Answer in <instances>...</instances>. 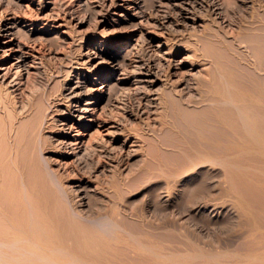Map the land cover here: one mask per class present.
<instances>
[{"label":"rangeland","instance_id":"rangeland-1","mask_svg":"<svg viewBox=\"0 0 264 264\" xmlns=\"http://www.w3.org/2000/svg\"><path fill=\"white\" fill-rule=\"evenodd\" d=\"M132 1H137L139 8L134 4L133 8L120 6L122 0H0V26L9 22L15 27L10 31L15 38L12 54L5 55L1 46L5 39L0 41V67H10L6 80L0 79V170L12 167L0 171H9L3 176L0 173V196L8 192L9 183L17 177L19 180L20 171L24 177L33 176V165L39 161L38 165L49 166L46 168L52 170L53 177L58 175L55 185L59 186L55 188L59 191L60 187L61 195H66L69 211L110 224L104 248L120 237L110 245L119 256L111 249L104 252V248L100 258L91 257L96 254L90 249L91 256L81 248L83 254L77 249L73 255L50 242L53 251H45L49 256H24L23 264L29 263L28 258L34 259V263L30 261L33 264H260V256H249L256 251L257 238L251 230L257 220L249 217L243 201L257 198L250 175L257 173V162L253 160L262 154L260 144L232 147L237 154L233 153L236 157L231 161L198 166L195 173H189L192 159L181 151L187 135L177 122L181 117L185 124L200 120L207 108L202 103H208L215 90L230 89L228 84L244 79L243 112L247 110L244 113L254 117L264 110V0H221L226 20L223 23L209 10L205 3L208 0ZM185 12L192 19L184 18ZM156 34L168 39L167 46L158 40L149 41ZM136 43L148 62L158 64L154 85L143 82L150 79L141 75L144 71L135 60H124L126 49ZM165 50L171 55H164ZM24 51L30 56L21 65L15 57ZM99 60L102 62L97 64ZM116 63L119 67L112 72ZM99 74L104 80L98 79ZM78 79L88 92L78 106L94 107L98 122L109 119L121 134L112 139L96 123L86 132L90 136L83 139V153L74 156V145L69 144L76 141L74 134L81 127L75 126L77 131L71 133V138L66 137L64 117L69 104L68 81ZM103 84H110L109 89L98 94L96 89ZM190 101L196 105H189ZM87 102L93 104L85 106ZM224 106L233 109L235 104L229 100ZM126 137L130 139L128 147L123 144ZM41 156L47 164L42 165ZM2 183L9 187L5 184V189ZM246 187L253 188L256 197ZM134 242L139 244L137 248ZM36 257L39 261L35 263Z\"/></svg>","mask_w":264,"mask_h":264},{"label":"bare ground","instance_id":"bare-ground-1","mask_svg":"<svg viewBox=\"0 0 264 264\" xmlns=\"http://www.w3.org/2000/svg\"><path fill=\"white\" fill-rule=\"evenodd\" d=\"M23 1V0H22ZM124 2L123 5L120 6H125L127 8H133L131 5L134 4V6L139 8V3L137 1H132V0H122ZM206 5L209 7V10L212 11L217 17L218 19L223 23L225 22V17L223 15V4L221 2V0H208L207 2H205ZM190 13L189 12H185L183 17L184 18H190L192 19L190 16H188ZM194 20V19H193ZM11 23H4L3 25L0 26V41L1 39H5V41H2L1 45L2 47H4V53L6 56H8L9 53H13L14 50V45H15V38L12 37V33L10 32L13 28L12 25H10ZM17 24V23H16ZM247 24V22H246ZM251 24V23H250ZM254 24V23H252ZM262 25V24H261ZM248 26V25H247ZM252 26V25H251ZM257 28V27H255ZM254 28V29H255ZM253 29V30H254ZM258 29V28H257ZM256 29V31H257ZM264 30V29H263ZM263 33V32H262ZM14 35V34H13ZM258 36V35H257ZM262 38V37H260ZM133 40V39H132ZM159 41V43H162L163 46H167V40L159 35L156 34V36H151L149 38L150 42L153 41ZM264 40V39H263ZM262 40V41H263ZM222 41V40H221ZM264 42V41H263ZM220 43V42H219ZM244 43V42H243ZM248 43V42H247ZM226 44V42H225ZM246 44V43H245ZM264 44V43H263ZM119 46H121L119 44ZM219 46V45H217ZM245 46V45H244ZM243 46V47H244ZM247 46V45H246ZM162 47V46H161ZM160 46H158L157 48H161ZM223 47V46H222ZM233 47V46H232ZM241 47V46H240ZM248 47V46H247ZM17 49V48H16ZM168 49V48H167ZM220 49V48H219ZM248 49V48H245ZM244 48L242 50H245ZM222 50V49H221ZM226 52V51H225ZM250 52V51H249ZM140 47L139 45L133 44L131 48L126 49V52L124 54V60L125 61H131V60H135L134 62L137 63L139 65V67H141L143 69L144 72H142V76L146 77L150 80H145L143 82L146 83H150V85H154L158 80H153V76L157 77V69H158V64H154L152 62H148L142 55L140 54ZM10 54V56H11ZM164 55H171V51H164L163 52ZM243 54V53H242ZM88 55V54H87ZM29 52L28 51H24L21 52L19 56L15 57L16 62L21 63V65L24 64V61L29 58ZM242 56V55H241ZM246 56V55H245ZM249 56V55H248ZM228 57V56H227ZM248 58V57H247ZM151 59V58H150ZM165 59V58H164ZM169 59V58H168ZM250 59V58H249ZM166 60V59H165ZM193 60V59H192ZM211 60V59H210ZM219 60V59H218ZM238 60V59H237ZM245 60V58H244ZM152 61V60H151ZM222 61V60H221ZM248 61V60H247ZM246 61V63H247ZM252 61V60H251ZM250 61V62H251ZM102 61L99 60L97 62L101 63ZM181 62V61H180ZM197 62V61H196ZM239 62V61H238ZM255 62V61H254ZM243 63V62H242ZM236 64V63H235ZM240 64V63H239ZM251 64V63H250ZM169 65V64H168ZM177 65V64H176ZM209 65V64H208ZM245 65V64H244ZM249 65V64H248ZM253 65V64H251ZM26 66V65H24ZM31 66V65H30ZM174 66V65H173ZM217 66V65H216ZM223 66V65H222ZM23 67V66H22ZM118 64L116 63L114 65V68L112 69V72H114L115 70H117L118 68ZM236 67V66H235ZM116 68V69H115ZM234 68V67H233ZM238 68V67H237ZM240 68V67H239ZM251 68V67H250ZM9 69L10 67H4L1 66L0 70L3 71V73L0 75V79H2V81L6 80V77L9 73ZM156 69V71H155ZM226 69V68H225ZM254 69V68H253ZM211 70V69H210ZM247 70V69H246ZM255 70V69H254ZM239 71V70H238ZM263 71V70H262ZM159 72L161 73L160 69ZM231 72V71H230ZM10 74V73H9ZM219 74V72H218ZM244 74V73H243ZM249 75V74H248ZM227 76V75H226ZM242 76V75H241ZM253 76V75H252ZM224 78V77H222ZM240 78V77H239ZM98 79L100 80H104L103 76H101L99 74ZM229 79V78H228ZM244 79V78H243ZM241 80V79H240ZM246 80V79H244ZM243 80V81H244ZM249 80V79H248ZM227 81V80H226ZM236 81V80H234ZM240 81V82H234V84H228L230 85L229 88L231 89H221V90H215L213 95L211 94V98L208 99V103H202V104H207V108H206V113H204L205 115H202L203 117L200 120H197L196 118V122H190L188 124H185L181 118H179L180 121L177 122V124H181L180 126L183 128V132L187 135L186 137V142L181 144L184 145L180 148H182V154H185L186 156H189L190 159H192V161H190V164H192V167H189L188 171H191L189 173H192V171L196 170V167L198 168H205L204 166L208 165V167H210L209 165L215 162L219 163H226L228 161H231L232 158H235L236 156L234 154H237L236 152H232V147H240L243 148V143H245V145H250V144H256L259 143L261 149L262 154H260L259 156H257L255 158V162H257V166L255 167L257 170L256 174H251L250 175V179L254 178L253 184L250 183L251 187L253 186L256 189V194H257V198L252 201V202H246L244 204V207H246V211L247 213L250 215L249 217H254L256 218L257 221L254 222L253 225V229L251 230V235L252 236H256L257 238V244H256V248L254 250H256L255 252H253L252 254L250 253L249 256H260V264H264V110L263 111H257V113L255 114L254 117H251L250 115L243 112V84L244 82ZM68 88L67 90V94H66V98L69 100V104L66 105V110H67V115L64 117V121H66V125L67 127V135H65L68 138H71V133L75 130V126L77 127H81V129H79V131H77V133L74 134V136H76V141L72 144L69 145H74L72 148V152L75 156L76 153L81 152L82 150L85 149V143L86 141L83 140L85 136H90V133H86L87 131L89 132L90 130L88 128H90L91 126H94L96 123L98 124V127L100 128L101 132H104L105 135H108L109 137L116 138L117 135H120L121 133L117 132V130H119V128H117V125L112 124L110 122V120H106L103 119L100 122L99 121V117L96 114L95 108H91V106L89 107L88 105H92V102H87L84 103L85 106L88 107H79L78 103L80 102V98L83 96H87L88 92H85L83 89L84 87V82H82L81 80H77L75 82L72 81H68ZM204 82V81H203ZM216 82V81H215ZM228 82V81H227ZM231 82V81H230ZM229 82V83H230ZM247 82V81H246ZM250 83V82H249ZM248 83V84H249ZM187 84V83H186ZM204 84V83H203ZM209 84V83H208ZM218 84V83H217ZM225 84V81H224ZM188 85V84H187ZM186 85V86H187ZM214 85V84H213ZM226 85V86H228ZM250 85H252L250 83ZM249 85V86H250ZM110 84H103L101 85V87L97 88L96 91L98 94H105V92L103 91V89L107 88L109 89ZM225 86V87H226ZM253 86V85H252ZM189 87V86H188ZM197 87V86H196ZM202 87V86H201ZM211 87V86H210ZM185 88V87H184ZM192 88V87H191ZM216 89V87H214ZM218 88V87H217ZM251 88V87H250ZM211 89V88H210ZM249 89V88H248ZM184 90V89H183ZM214 90V89H213ZM247 90V89H246ZM251 90V89H249ZM248 90V91H249ZM217 91V92H216ZM198 92V91H197ZM212 91H210L211 93ZM247 92V91H246ZM254 93V92H253ZM261 94V93H260ZM206 94H204L205 96ZM256 95V94H255ZM208 96V95H207ZM246 96H249V94H246ZM245 96V97H246ZM251 96V95H250ZM101 97V96H100ZM158 97V96H157ZM210 97V96H209ZM262 98V97H261ZM259 98V99H261ZM161 99V98H160ZM247 99V98H246ZM254 99V98H253ZM183 100V99H182ZM191 100V99H190ZM233 101V103L235 104V107H233V109H230L227 106H224L228 101ZM250 100V97L249 99ZM264 100V99H263ZM262 100V101H263ZM164 101V100H162ZM196 101V100H195ZM199 101V100H197ZM196 101V102H197ZM253 101V100H252ZM160 102V101H159ZM181 102V101H180ZM196 102L190 101L189 105L193 106V104L196 105ZM206 102V101H205ZM256 102V101H253ZM158 103V101H157ZM193 103V104H191ZM198 103H201L200 101ZM197 103V104H198ZM251 103V102H250ZM160 104H162V106L165 107V103L161 102ZM169 104V103H168ZM167 104V105H168ZM232 104V103H231ZM248 104V103H247ZM255 104V103H254ZM157 105V104H156ZM172 105V104H171ZM176 105V104H175ZM228 105V104H227ZM249 105V104H248ZM158 106V105H157ZM170 106V105H169ZM167 106V107H169ZM174 106V105H173ZM209 106V107H208ZM234 106V105H233ZM253 106V105H252ZM260 106V105H259ZM161 107V106H158ZM166 107V110H167ZM246 107V106H245ZM251 107V106H249ZM258 107V106H257ZM163 108V107H162ZM161 108V109H162ZM254 108V107H253ZM159 109V108H158ZM169 109V108H168ZM202 109V108H200ZM249 109V108H248ZM172 110V109H171ZM197 110V109H196ZM254 111L256 109H253ZM261 110V109H260ZM162 113L164 112L163 110H161ZM189 111V110H188ZM191 111V110H190ZM202 111V110H201ZM200 111V112H201ZM143 112V111H142ZM167 112L169 113L170 110ZM172 112V111H171ZM187 112V110L185 111ZM166 113V112H165ZM174 113V112H173ZM191 113V112H190ZM189 113V114H190ZM251 113V112H250ZM183 115V113H181ZM193 114V113H192ZM254 114V113H253ZM252 114V116H253ZM175 115V113H174ZM178 115V114H177ZM196 116V115H195ZM110 117V116H109ZM184 119V118H183ZM186 119V118H185ZM199 119V117H198ZM112 121V120H111ZM162 121V120H161ZM165 121V120H164ZM187 121V119H186ZM193 121V120H192ZM188 122V121H187ZM44 123V122H43ZM116 123V122H115ZM169 123V122H168ZM174 123V122H173ZM166 124V123H164ZM171 124V123H170ZM175 124V123H174ZM65 125V124H64ZM66 128V127H65ZM83 128V130H82ZM172 128V126H171ZM180 128V127H178ZM173 129V128H172ZM177 129V128H176ZM41 130V129H40ZM63 130V129H62ZM179 130V129H178ZM182 130V129H181ZM174 131V130H173ZM172 131V132H173ZM66 132V131H65ZM179 132V131H178ZM126 133V132H125ZM176 134V132H174ZM124 134V133H123ZM122 134V135H123ZM181 134V133H180ZM183 134V133H182ZM73 135V134H72ZM126 135V134H125ZM124 135V136H125ZM180 136V135H179ZM181 138V137H180ZM33 139V138H32ZM31 139V140H32ZM63 139V138H62ZM183 140V139H182ZM34 142V141H33ZM62 142V141H61ZM130 143V139L128 137L125 138L123 144H126V146L128 147ZM179 143V142H178ZM177 143V144H178ZM30 144V143H29ZM35 143H33L32 146H34ZM134 143H132L133 145ZM9 145V144H8ZM130 145V146H132ZM179 145V146H181ZM129 146V147H130ZM252 146V145H251ZM250 146V147H251ZM8 147V146H5ZM4 147V149H5ZM97 147V146H96ZM178 147V146H177ZM9 148V147H8ZM17 148V147H16ZM15 148V149H16ZM28 148V147H27ZM35 148V147H34ZM33 148V149H34ZM38 148V147H37ZM100 147H98L99 149ZM258 148V147H257ZM18 149V148H17ZM29 149V148H28ZM27 149V150H28ZM31 149V148H30ZM39 149V148H38ZM37 149V151H39ZM90 149V148H89ZM93 149V148H91ZM97 149V148H95ZM97 149V150H98ZM14 150V149H13ZM35 150V149H34ZM179 150V149H178ZM179 150V151H180ZM9 149H7L8 152ZM18 151V150H17ZM45 151V150H44ZM250 151V150H249ZM31 152V150H30ZM41 152V151H40ZM46 152V151H45ZM85 152V151H84ZM89 152H91L89 150ZM178 152V151H177ZM238 152V151H237ZM15 153V152H14ZM17 153V152H16ZM15 153V155H16ZM20 153V151H19ZM28 153V151H27ZM33 153V152H32ZM42 153V152H41ZM83 153V151H82ZM87 153V152H86ZM234 153V154H233ZM243 153V152H242ZM255 153V152H254ZM7 154V153H6ZM5 154V156H6ZM26 154V153H25ZM35 154V152L33 153ZM37 154V152H36ZM90 154V153H89ZM22 156V154H20ZM179 155V154H178ZM254 155V154H253ZM20 156V157H21ZM31 156V154L29 155V157ZM184 156V157H186ZM256 156V155H254ZM7 157V156H6ZM11 157V156H10ZM9 157V158H10ZM36 157V155H35ZM34 157V158H35ZM183 158V156H180ZM13 158V157H12ZM23 158V157H22ZM39 158H42L39 157ZM245 158V157H244ZM27 159V157H26ZM25 159V160H26ZM38 160V157L35 158ZM43 159V158H42ZM41 159V160H42ZM46 159V158H45ZM78 159V158H77ZM85 159V158H84ZM10 160V159H9ZM14 160V159H13ZM12 160V161H13ZM20 160V159H19ZM33 160V158H32ZM44 160V159H43ZM81 160V159H80ZM83 160V159H82ZM239 160V159H238ZM242 160V159H241ZM4 161V160H3ZM6 161V160H5ZM22 161V160H20ZM85 161V160H84ZM246 161V160H245ZM251 161V160H250ZM23 162V161H22ZM26 162V161H25ZM29 162V161H28ZM33 162V161H32ZM37 164H34V168H35V172L33 173L34 175L29 177L30 174H26L27 176L24 177L22 174V171H20V174L22 175L21 177H19V180L14 179V181L9 185L10 188H8L9 186H7L8 184H3L2 187L5 186V189L8 190V192L4 193L3 196H0V264H23V261H25L24 256L26 257H30L31 256H49L48 253H46L45 251H53V249H49L50 246L49 243L50 242H56L57 245H55L56 247L58 246L59 249L63 250V251H71L74 253H78V250L81 248V250H85L86 252L88 250L89 253V249L92 251H90L91 253L95 252L96 255H92L90 254L91 257L94 256H98L100 258L101 255H99L100 252H108V249H111L110 244L108 242V249L104 248L105 247V243L109 240L105 239L106 237H108L107 235L111 233L110 227L109 225L100 220V219H86L84 216H81L80 214L69 211V209L67 208L66 204H65V196H62L61 194V188L59 187V191L57 190V188H55L57 185L59 186V184L57 183L55 180V177H53V172L51 173V169L46 168L49 167L47 165H43L47 164L46 160L44 161H40L43 165L40 166L38 164L39 161H37ZM51 162V161H50ZM187 162V161H186ZM234 162V160H233ZM241 162V161H240ZM2 163V162H1ZM10 163V162H9ZM27 163V162H26ZM80 163V162H79ZM232 163V162H231ZM3 164V163H2ZM5 164V163H4ZM16 164V163H15ZM30 164V163H29ZM217 164V163H216ZM228 164V163H227ZM32 165V164H31ZM30 165V166H31ZM37 165V166H36ZM237 165V164H236ZM251 165V164H250ZM1 166V165H0ZM4 166V165H3ZM8 166V165H7ZM6 168L8 169L9 167ZM14 166V165H13ZM28 166V165H27ZM45 166V167H44ZM191 166V165H190ZM212 166V165H211ZM230 166V165H229ZM5 167V166H4ZM15 167V166H14ZM17 167V166H16ZM51 167V166H50ZM186 167L188 168L187 164ZM207 167V166H206ZM247 167V166H246ZM245 167V168H246ZM249 167V166H248ZM3 168V167H2ZM6 168L4 170H0V171H5ZM12 169V167H10ZM21 168V167H20ZM24 168V167H23ZM29 168V166H28ZM33 168V167H31ZM235 168V167H234ZM244 168V167H243ZM10 169V170H11ZM16 169V168H15ZM14 169V170H15ZM180 169V168H179ZM22 170V169H21ZM51 170V171H49ZM182 170V169H181ZM199 170V169H198ZM201 170V169H200ZM19 171V169L17 170ZM24 171L26 172V170L24 169ZM34 171V170H33ZM32 171V172H33ZM187 171V170H186ZM186 171H184V173H186ZM9 172V171H7ZM7 172L6 175H7ZM24 172V173H25ZM182 172V171H181ZM226 172V171H224ZM1 176H3V174H5L4 172H0ZM3 173V174H2ZM27 173V172H26ZM31 173V172H28ZM227 173V172H226ZM241 173V172H240ZM9 174V173H8ZM12 173L10 172V175ZM19 174V173H18ZM53 174V175H52ZM246 174V173H245ZM15 177V174H13ZM12 175V176H13ZM188 175V174H187ZM230 175V174H228ZM244 175V174H243ZM11 176V177H12ZM185 176V175H184ZM227 175H225L226 177ZM7 178V177H5ZM54 178V179H53ZM189 178V177H188ZM239 179V177H238ZM242 179V178H240ZM249 179V177H248ZM5 180V179H4ZM7 180V179H6ZM9 180V179H8ZM59 180V179H58ZM61 181V179H60ZM3 182V180H2ZM235 182V181H234ZM233 183V182H232ZM245 184L248 185V183H246V180L244 182ZM57 186V187H58ZM62 187V186H61ZM236 187V186H235ZM242 187V186H240ZM238 189V187H237ZM244 189V188H243ZM250 189L248 187H246V190ZM253 189V188H252ZM252 189H250L252 194ZM239 190V189H238ZM6 191V190H4ZM65 191V190H64ZM240 191V190H239ZM242 191V190H241ZM245 191V189H244ZM2 192V191H1ZM0 194L2 195L3 193ZM67 193V192H65ZM249 193V192H248ZM247 193H244V195ZM255 194V193H254ZM252 194V195H254ZM256 194L254 195L256 197ZM238 195V194H237ZM243 195V196H244ZM248 196V195H246ZM251 197V196H250ZM249 197V198H250ZM246 198V197H245ZM82 200V199H81ZM251 200V198H250ZM239 201V200H238ZM241 201V202H243ZM83 205H87V202H85V200L82 202ZM238 204V202H237ZM81 205V203H80ZM239 206V205H238ZM69 207V205H68ZM243 205L241 207V209L244 208ZM71 210V209H70ZM80 210V209H79ZM84 210V209H83ZM81 211V210H80ZM244 211V210H243ZM84 214V213H83ZM248 216V215H247ZM256 216V217H255ZM114 217V216H113ZM89 218V216H88ZM109 218V217H108ZM111 218V216H110ZM253 218V219H254ZM117 219V218H116ZM247 219V218H246ZM112 220V219H111ZM248 220V219H247ZM118 221V220H117ZM252 221V220H251ZM112 223V222H111ZM117 223V222H116ZM119 224V223H118ZM114 225V224H113ZM252 226V225H251ZM116 228V227H115ZM252 228V227H251ZM118 234V232H116ZM247 233V231L245 232ZM122 233H120L121 235ZM145 235H147L145 233ZM151 235V234H149ZM159 235V234H158ZM161 235V234H160ZM159 235V236H160ZM123 236V234H122ZM121 236V237H122ZM132 236V235H131ZM134 236V235H133ZM142 236V235H141ZM114 237V236H113ZM124 237V236H123ZM162 237V235L160 236ZM112 238V236H111ZM118 238V236H117ZM116 238V239H117ZM127 238V236H125V239ZM115 239V240H116ZM120 239V237L118 238ZM117 239V240H118ZM124 239V240H125ZM130 239V238H129ZM160 240H162L161 238H159ZM255 239V238H254ZM107 240V241H106ZM112 240V239H110ZM114 240V241H115ZM123 240V239H122ZM121 240V241H122ZM141 240V239H140ZM143 240V239H142ZM141 240V241H142ZM106 241V242H105ZM113 241V244H115ZM119 241V240H118ZM128 241V240H127ZM126 241V243H127ZM134 241V240H133ZM154 241V240H153ZM156 242L158 240H155ZM111 242V241H110ZM116 242V241H115ZM151 242V241H149ZM159 242V241H158ZM157 242V243H158ZM161 242V241H160ZM130 243V242H129ZM139 243V242H138ZM144 243L143 241L141 242V244ZM155 243V242H154ZM248 243V242H247ZM112 244V245H113ZM137 244L134 242V245ZM140 244V246H141ZM145 244V243H144ZM148 244V243H147ZM152 244V243H151ZM53 245V244H52ZM154 245V244H153ZM162 245V244H161ZM116 246V245H115ZM136 246V245H135ZM139 246V244L136 246V248ZM160 246V243L159 245ZM70 247L72 248V250L70 249ZM114 247V246H113ZM119 247V245H118ZM117 247V249H119ZM123 247V246H122ZM127 247V246H126ZM143 247V246H142ZM106 250H104V249ZM121 248V247H120ZM78 249V250H77ZM103 249V251H102ZM150 249V248H149ZM157 249V248H156ZM164 249V247H163ZM57 250V248H56ZM77 250V251H76ZM80 251V255L81 253L83 254V252ZM101 250V251H100ZM115 251V254L117 255L118 253H116L115 249H111ZM123 250V249H122ZM128 250V249H127ZM134 251L133 249H130L128 251ZM138 250V249H137ZM143 250V249H141ZM147 250V249H146ZM245 250V249H244ZM48 251V252H49ZM50 251V252H51ZM59 251V250H58ZM76 251V252H75ZM121 251V250H120ZM125 251V250H124ZM150 252V250H147ZM55 252V251H54ZM127 252V251H126ZM137 252V251H136ZM139 252V251H138ZM62 253V252H61ZM69 253V252H68ZM122 253V252H121ZM124 253V252H123ZM135 253V252H133ZM143 253V252H142ZM178 253V252H177ZM235 253V252H234ZM238 253V252H237ZM98 254V255H97ZM105 254V253H102ZM108 254V253H106ZM105 254V255H106ZM111 254V253H110ZM130 254V253H128ZM141 254V253H139ZM145 254V253H144ZM163 254V253H162ZM184 254V253H183ZM52 255V254H51ZM56 255V254H55ZM68 255V254H66ZM70 255L69 256H73ZM78 255V256H80ZM104 255V256H105ZM109 255V254H108ZM125 255V253H124ZM127 255V254H126ZM135 255V254H134ZM153 255V254H152ZM22 256V257H21ZM64 256V255H63ZM111 256V255H110ZM119 256V254H118ZM132 256V255H131ZM137 256V255H135ZM146 256V255H145ZM155 256V254L153 255ZM152 256V257H153ZM158 256V255H157ZM162 256V255H160ZM167 255H164V257ZM246 256V255H245ZM74 257V256H73ZM107 257V255H106ZM105 257V258H106ZM128 257V256H127ZM141 257V256H139ZM168 257V256H167ZM171 257V256H170ZM24 258V259H22ZM43 258V257H42ZM48 258V257H46ZM67 258V257H66ZM83 258V256H82ZM86 258V257H84ZM95 258V257H94ZM110 258V257H108ZM107 258V259H108ZM114 258V256H113ZM113 258H111L113 260ZM115 258H117V256H115ZM138 258V256H137ZM144 258V257H143ZM150 258V257H149ZM161 258V257H160ZM37 262V257L35 258ZM53 259V258H52ZM75 259V257H74ZM81 259V258H80ZM106 259V260H107ZM128 259V258H127ZM139 259V258H138ZM145 259V258H144ZM183 259V258H182ZM21 260V261H20ZM29 261H27V263H31L34 261V259H29ZM32 260V261H31ZM46 260V259H45ZM64 260V259H63ZM83 260V259H82ZM86 260V259H85ZM95 260V259H94ZM98 260V259H97ZM105 260V259H104ZM118 260V259H117ZM137 260V259H135ZM185 260V259H184ZM190 260V259H189ZM195 260V259H194ZM202 260V258H201ZM207 260V259H206ZM31 261V262H30ZM39 261V259H38ZM49 261V260H48ZM54 261V260H53ZM57 261V260H56ZM54 261V262H56ZM62 261V260H61ZM101 261V260H100ZM140 261V260H139ZM169 261V260H168ZM53 262V263H54ZM58 262V261H57ZM83 262V261H82ZM81 262V263H82ZM88 262V261H87ZM96 262V260H95ZM98 262V261H97ZM103 262V261H102ZM101 262V263H102ZM106 262V261H105ZM124 262V261H123ZM26 263V262H25ZM28 263V264H29ZM34 263V262H33ZM31 263V264H33ZM45 263V262H44ZM65 263V262H64ZM70 263V262H69ZM66 263V264H69ZM77 263V262H76ZM116 263V262H115ZM121 263V262H120ZM119 263V264H120ZM129 263V262H128ZM125 263V264H128ZM135 263V262H134ZM244 263V262H243ZM40 264V263H39ZM49 264V263H48ZM60 264V263H58ZM62 264V262H61ZM71 264H73L71 262ZM83 264V263H82ZM99 264V263H98ZM104 264V263H102ZM107 264V263H106ZM136 264V263H135ZM146 264V263H145ZM201 264V263H200Z\"/></svg>","mask_w":264,"mask_h":264}]
</instances>
